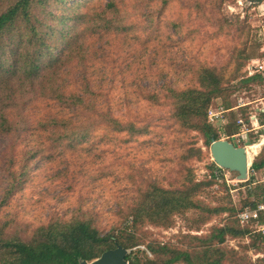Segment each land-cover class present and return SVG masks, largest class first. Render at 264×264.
<instances>
[{"label": "trees", "instance_id": "1", "mask_svg": "<svg viewBox=\"0 0 264 264\" xmlns=\"http://www.w3.org/2000/svg\"><path fill=\"white\" fill-rule=\"evenodd\" d=\"M170 3L160 0L155 8L152 0H0V264H79L118 245L130 250L127 264H264L223 246L228 239L243 238L248 229L239 225L225 184L211 174L196 180L185 164L174 184L149 181L135 187L107 230L99 227L93 212L81 209L32 228L12 210L11 200L24 185L29 166L46 153H86L89 142L93 149L108 148V155L113 147H122L121 135L135 139L149 134L152 124L167 122L181 137L189 136L181 144L186 161L205 156L196 146L197 136L209 148L221 134L238 132L230 114L218 129L207 122L206 110L214 102L229 108L231 95L261 84L259 75L243 72L251 58L240 42L219 66L195 58L176 66L164 52L161 57L156 50L147 53L159 36L155 22L160 10ZM188 4L204 12V0ZM206 6L215 9L211 1ZM203 14L207 23L215 20L214 10ZM224 25L219 21L217 31ZM234 27L239 37H247L244 21ZM166 61L179 68L173 71L174 81H166L168 74L159 67ZM144 104L166 111L153 121L132 107ZM247 108L240 109L242 116ZM263 150L250 171L264 170ZM217 182L225 195L210 206L199 196ZM251 202L244 199L241 207ZM188 212L196 214V228L213 217L221 216V222L206 235L182 234L185 248L147 241L140 229L145 224L170 227L175 216ZM248 238L256 250L264 247V239Z\"/></svg>", "mask_w": 264, "mask_h": 264}, {"label": "rangeland", "instance_id": "2", "mask_svg": "<svg viewBox=\"0 0 264 264\" xmlns=\"http://www.w3.org/2000/svg\"><path fill=\"white\" fill-rule=\"evenodd\" d=\"M209 1L215 3V9L206 6ZM239 1L241 3H238ZM188 2L190 0H171L169 5L161 8L160 20L155 22L159 36L147 53L156 50L161 57V53L164 52L165 57L172 60L176 66L187 62L190 58L206 60L212 65L219 66L227 61L231 48L239 46L240 42L242 44L239 47L245 48L246 56L254 58L259 55L260 49L264 46V0L256 4H247V0H204V12L211 10L216 12L212 23H207L204 12H196V8L189 7ZM152 3L158 8L160 0H152ZM219 21L221 23L225 21L221 31H217L216 28ZM236 21H244L248 25L249 31L245 39L238 36L234 27ZM173 24L180 26L178 32H175ZM166 63L167 61L160 63L159 67L168 74L166 81H174L173 71L179 68L167 66ZM146 83L148 82H142L143 85ZM247 88H242L231 95L229 103L235 105L264 95L257 84L249 85ZM254 105L253 103L249 108L241 111L243 116L248 114ZM132 107L145 117L150 115L153 121L163 116L166 111L162 106L152 107L146 104ZM234 118L235 114L230 113L229 119L232 121ZM170 124L167 122L159 123L157 126L152 124L149 134L135 139L123 134L122 147L118 149L113 147L108 155L104 154L108 148L93 149V144L87 142L86 153L79 149L73 151L67 149L59 152V155L46 153L38 157L29 166L24 185L11 200L12 210L18 214V219H23L32 228L42 222L46 223L51 216L66 219L81 209L85 213L93 212L99 227L107 230L112 223L118 221L119 210L131 201V191L135 187L146 185L149 181H156L163 186L174 184L182 176L184 164L193 169L196 180H207L210 169L215 166L209 148L197 136L196 146L201 148L205 156L201 159L192 158L183 161L184 147L181 144H184L189 136L181 137V134L170 127ZM190 135L195 134L190 133ZM247 142L257 143L258 136L250 134ZM233 144L236 145L234 142ZM118 157L120 160L117 159ZM253 159L251 156L250 164ZM111 171H115L120 176H111L109 174ZM230 174L233 178L237 176L236 172ZM253 179L256 180L254 177ZM220 183L205 188L199 196L200 200L210 206L218 205L220 197L225 195ZM245 184L238 183L237 186L229 184L230 187L225 185L230 198L229 190L237 188L233 193L237 206H241L244 199L254 200L255 193L260 189V186H254L252 190L241 189V185ZM247 191L250 195L246 194ZM8 209L9 206L3 213H7ZM220 219L221 216L213 217L204 225H197L196 228L194 223L196 214L188 212L185 215L175 216L170 227L145 224L140 229L144 232L147 241L153 240L185 248L186 243L180 238L182 234L206 235L211 226L221 222ZM251 241V238H233L226 240L223 246L234 249L239 255H247V258L254 263L252 250H259L250 246ZM244 246L247 248L246 251L243 249Z\"/></svg>", "mask_w": 264, "mask_h": 264}, {"label": "built area", "instance_id": "3", "mask_svg": "<svg viewBox=\"0 0 264 264\" xmlns=\"http://www.w3.org/2000/svg\"><path fill=\"white\" fill-rule=\"evenodd\" d=\"M238 3H241L239 1ZM243 72L246 77H251L254 75H259L261 78V84L259 87L264 92V46L260 49V53L258 56L251 58L248 60L246 65L243 68ZM255 104L252 108H250L246 119L240 113V109L244 108L247 105ZM230 113L235 114L234 123L238 127V132L232 134L231 136L220 135V140L225 139L230 141L235 146H242L246 150V154L248 156V148L255 146L254 155L252 157H256L262 150L264 146V95L258 99H254L248 102H239L235 105H231L229 108L223 107L219 102L212 103L206 110V119L207 122L220 129L228 119V115ZM250 134H255L258 136V142L254 144H250L247 142ZM264 155V150H263ZM214 168L211 171V176H213L217 181H221L226 186L230 187L229 184L235 185L238 183H244L245 181H239L236 178H233L230 174V171L219 167L214 164ZM250 161L248 166V174L250 176L254 175L253 170H249ZM264 172V170H263ZM247 181V180H246ZM254 186H260V190L255 193L256 198L252 200L246 206H237V203L234 199L233 193L236 192L237 188H231L230 194L233 201V204L237 208L236 211V219L240 226L247 227L248 233L244 236V238H248V235L254 237H260L264 239V192H262V188L264 187V174L258 180H253L248 185H242L240 188L245 190L249 188L252 190ZM252 195V194H251ZM254 249V248H252ZM255 250V249H254ZM252 261H256L261 259L264 263V247L259 251H253Z\"/></svg>", "mask_w": 264, "mask_h": 264}, {"label": "water", "instance_id": "4", "mask_svg": "<svg viewBox=\"0 0 264 264\" xmlns=\"http://www.w3.org/2000/svg\"><path fill=\"white\" fill-rule=\"evenodd\" d=\"M262 0H247V4L260 3ZM209 153L214 164L230 172H236V179L246 181L248 177L249 158L242 146H235L225 139L213 140L209 145ZM129 249L118 245L114 249L104 251L91 262L80 261L79 264H127Z\"/></svg>", "mask_w": 264, "mask_h": 264}, {"label": "crops", "instance_id": "5", "mask_svg": "<svg viewBox=\"0 0 264 264\" xmlns=\"http://www.w3.org/2000/svg\"><path fill=\"white\" fill-rule=\"evenodd\" d=\"M264 147V146H263ZM254 150H255V146H253V147H250V148H248V158H249V160H250V158H251V156L252 155H254ZM254 152V153H253ZM255 158V157H254ZM254 160V159H253ZM253 172H254V175H252V176H249V174H248V177H247V180H249V177H251L250 178V181H253L254 179H253V177L256 179V180H258V179H260L261 177H262V175L264 174V172L261 170H258V171H254L253 170ZM232 176V175H231ZM257 177H259V178H257Z\"/></svg>", "mask_w": 264, "mask_h": 264}, {"label": "bare ground", "instance_id": "6", "mask_svg": "<svg viewBox=\"0 0 264 264\" xmlns=\"http://www.w3.org/2000/svg\"><path fill=\"white\" fill-rule=\"evenodd\" d=\"M254 153V152H253Z\"/></svg>", "mask_w": 264, "mask_h": 264}]
</instances>
